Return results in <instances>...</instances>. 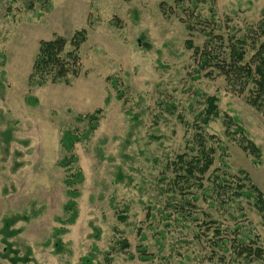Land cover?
<instances>
[{
	"label": "rangeland",
	"instance_id": "rangeland-1",
	"mask_svg": "<svg viewBox=\"0 0 264 264\" xmlns=\"http://www.w3.org/2000/svg\"><path fill=\"white\" fill-rule=\"evenodd\" d=\"M43 1L0 0V264H80L88 256L92 264H210L195 243L185 245V229L167 232L158 215L166 199L161 173L188 136L176 116L190 119L188 107L199 109L200 94L216 96L220 113L237 119L259 148L260 164L226 140L222 118L209 132L226 145L229 166L245 171L263 193L264 117L248 105L247 93L233 94L222 78L193 80L185 44L202 38L187 33L172 0ZM193 3L206 17L213 10L220 23L230 17L243 27L264 18V0L184 4ZM82 29L80 76L70 85L30 86L38 42ZM162 101L173 103L172 115ZM97 109V129L73 151L83 180L75 186L77 217L67 224L59 139L85 128L76 115ZM219 166L217 158L213 168ZM249 218L264 235L259 216L250 211ZM61 228L66 232L57 233ZM118 238L127 240L128 250L112 251ZM138 242L153 260L137 258Z\"/></svg>",
	"mask_w": 264,
	"mask_h": 264
},
{
	"label": "trees",
	"instance_id": "trees-1",
	"mask_svg": "<svg viewBox=\"0 0 264 264\" xmlns=\"http://www.w3.org/2000/svg\"><path fill=\"white\" fill-rule=\"evenodd\" d=\"M49 1L44 0V6ZM186 1L189 0H172L182 13L178 21L187 33L202 38L199 45L190 40L185 44L191 52L193 80L222 78L233 94L247 93L248 105L264 117V18L255 25L243 27L233 24L230 17L220 23L213 10L210 9L206 17L196 3L185 6ZM159 7L167 16L164 3ZM85 41L84 29L73 32L69 38L54 36L39 41L28 84L32 87L59 83L70 85L82 72L80 49ZM116 92L117 100H121L123 93L120 90ZM200 98L203 101L199 102L201 106L197 111L192 109V105L188 107L192 110L190 119L183 114L176 116L188 136L183 151L173 160L168 159L164 173H161L159 184L166 199L164 208L159 209V219L167 232L171 228L180 232L185 229L182 233V237L188 239L185 245L195 243L202 252L203 261L205 259L210 264H264V235L255 230L249 218L250 211L255 212L264 233V193L252 183L245 171L229 166L228 149L218 136L209 132L210 125L222 118L226 140L250 157L254 165L260 164V150L237 119L220 113L216 96L200 94ZM159 104L164 111L173 114L168 110L174 109L173 103L162 101ZM101 114L102 110L97 109L76 115L74 119L85 123V128L67 130L59 139L64 156L57 166L66 172L63 184L68 197L64 206L68 213L67 224L77 217L76 199L80 192L75 186L83 180L73 151L77 144L89 140L98 127ZM217 158L220 166L213 168ZM146 217H150L149 211ZM116 219L124 222L126 217L119 214ZM65 232L64 228L57 231ZM129 247L127 240L118 238L112 251L124 252ZM135 252L141 262L154 259L142 242H138ZM129 259H133L132 254ZM80 264H92V258L84 257Z\"/></svg>",
	"mask_w": 264,
	"mask_h": 264
}]
</instances>
